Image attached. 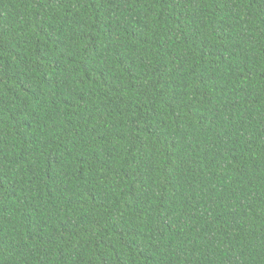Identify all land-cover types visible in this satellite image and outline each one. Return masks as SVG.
<instances>
[{
  "label": "trees",
  "instance_id": "16d2710c",
  "mask_svg": "<svg viewBox=\"0 0 264 264\" xmlns=\"http://www.w3.org/2000/svg\"><path fill=\"white\" fill-rule=\"evenodd\" d=\"M0 264H264V0H0Z\"/></svg>",
  "mask_w": 264,
  "mask_h": 264
}]
</instances>
